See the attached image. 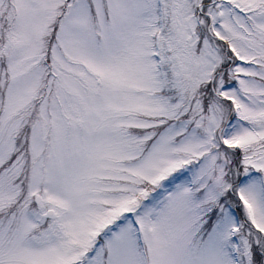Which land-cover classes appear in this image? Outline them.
<instances>
[{"label": "snow or ice", "instance_id": "obj_1", "mask_svg": "<svg viewBox=\"0 0 264 264\" xmlns=\"http://www.w3.org/2000/svg\"><path fill=\"white\" fill-rule=\"evenodd\" d=\"M0 264H264V0H0Z\"/></svg>", "mask_w": 264, "mask_h": 264}]
</instances>
